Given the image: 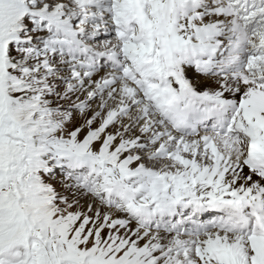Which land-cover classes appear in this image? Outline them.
I'll use <instances>...</instances> for the list:
<instances>
[{
  "label": "bare ground",
  "instance_id": "bare-ground-1",
  "mask_svg": "<svg viewBox=\"0 0 264 264\" xmlns=\"http://www.w3.org/2000/svg\"><path fill=\"white\" fill-rule=\"evenodd\" d=\"M41 1L34 0L32 3L39 4ZM47 1L53 7L59 0ZM164 2L171 4L172 17L170 20L176 22L175 24L173 21L169 23L174 24L170 29L164 23L165 27L156 25L155 31L149 35V38L153 41L156 50L163 45L164 38L169 40V44L164 47L166 58L159 61L166 70V76L170 74L175 80L187 77L198 90L218 95L228 101L238 99L246 103L251 102L246 109L252 115L264 119V99H262L264 90L261 88L263 82L258 80L260 73L254 69L250 68L245 73L212 75L211 72L209 75H202L188 69L187 66H182L177 75L170 64L180 54L172 43L173 37L179 36L181 42L185 44L192 43L195 56L202 61L209 55L215 58L216 53L223 47L221 43L225 41L224 44H226V40L239 29L241 23L233 15L219 13L217 0H188L185 6L182 5V0H64L60 9L70 10L74 16L82 15L80 17L85 21L94 20L95 26L104 23L103 28H107L110 23H114L115 29H113L116 30L119 26H133H130V18L126 11L137 4L144 17L139 18L143 20L137 22V36L132 37V40L136 42L137 37L140 38L145 32L147 24L155 22V14L162 9L161 5ZM4 7H7V4L4 1L0 2V17L6 15ZM77 8L81 10L87 8L88 12L81 14V10ZM17 10L21 15L15 22L20 25L26 18L22 14L25 9L17 7ZM51 10L52 12L57 11L55 8ZM88 14L89 16H86ZM165 16L166 14L164 18ZM258 17L263 18L264 22V8L258 12ZM157 18L159 20V17ZM181 21V25H178ZM263 27L262 25L261 28ZM90 33L88 36L92 35ZM79 49L81 53L74 56L73 60H62L61 69L57 73L60 77L59 83L64 80L71 90L79 92L81 100L87 101L91 115L100 114V119L97 121L98 129L89 131V123L85 130L89 132L85 140L88 151L100 153L115 163H125L126 167L134 168L139 162H143L154 171H157L159 167L164 169V166L154 165L161 159V155H166V159L163 160L166 167H174L172 174L176 178L173 181L181 185L186 194L185 199L180 201L175 195L167 197L168 201L159 197L153 198L154 205L165 206L169 213L166 219L173 218L172 210L177 207L183 209L182 205L187 201L195 203L197 198L202 200L213 198L212 188L205 189L207 185H198L206 176L208 180L219 179L215 183L221 191L228 189L227 191L237 194L250 192L255 195L261 194L264 197V182L253 172L247 170L234 152L223 151L218 143L209 142L204 135L185 137L178 134L152 110L146 102L147 97L143 98L136 89L140 85L139 80H136L139 74H143L144 80H148L146 76L150 73L149 66H141V68L138 66L141 72H137L135 71L137 68L132 70L131 65H126L122 74L119 75L110 72L113 66L106 68L104 63L98 66L87 61V57L94 55L90 53V49L83 45H80ZM93 52L99 53L96 50ZM158 53L161 51L158 50ZM262 59L257 58L259 61ZM51 60L54 58L52 57ZM261 68L264 69L263 64ZM171 84L174 82L166 80V88H170ZM172 93L175 94L174 90ZM153 101L155 103V100ZM155 109L157 110L156 105ZM84 133L83 131V136ZM134 154L136 156H133ZM92 162L97 163L91 159L90 163ZM74 166H76L75 170L80 172L78 168L81 163L76 160ZM62 186L80 198L77 200L79 203L77 220L80 222L79 225L84 224L95 238L100 239L105 236L113 225L112 229L115 228V232L121 233L123 240L121 245L124 246L123 252L127 255L121 262L115 264H200L199 260L202 256L208 252H214L215 248L220 245L222 247L233 246L243 256L253 255L245 239L237 234L209 231L197 240L169 232L165 228L153 230L146 226H138L131 218L132 215L130 217L120 209L104 204L97 195L90 193L79 184L66 180ZM76 195L73 197L75 198ZM208 202L205 201L204 206H210L211 203ZM158 212L165 216L161 209ZM146 217L149 215L147 214ZM146 221L150 220L146 219ZM12 246L13 244H10L6 252H9ZM35 247L37 248L36 253L33 254L31 260H24V264H49V258L40 249L39 244ZM3 258L7 259L8 256H3Z\"/></svg>",
  "mask_w": 264,
  "mask_h": 264
},
{
  "label": "rangeland",
  "instance_id": "rangeland-1",
  "mask_svg": "<svg viewBox=\"0 0 264 264\" xmlns=\"http://www.w3.org/2000/svg\"><path fill=\"white\" fill-rule=\"evenodd\" d=\"M8 6L4 7L5 20H0V62L7 61L5 63L10 65L9 62L16 59L19 63H24L23 66L14 70L19 75L20 81L24 80V75L31 74L28 82L26 81L27 89L22 86L19 91L11 96L1 95L0 97V108L11 106L15 109L17 118H19V120H16L15 114L11 111L0 117V129L3 133L0 148V168H5L10 149H13L18 157L17 172L14 177L13 175H6L8 183L11 180V184L8 185L7 189L13 184L17 188L18 185L24 186V189L21 188L24 200L18 201L10 208L11 210L15 209L18 216L24 220H26L24 210L33 211V219L38 223L40 229L45 225L47 228L54 230V233L61 240L67 239L68 242L73 243L80 242V245L76 248L81 255L88 256L78 255L83 259L79 257L71 259L64 255L65 251L61 250L60 264H114L121 262L125 256L120 257V255L111 254L106 258L103 257L105 249L116 248L123 242L121 233L115 232V228L112 229L114 225L111 227L110 232L98 239L86 229L84 224L79 225L80 222L77 217L75 219V215L79 211L77 200H80V198L71 190L63 188L64 180L70 178L63 175L62 169L60 170L55 165L58 157L54 151V146L50 143H44L43 145L45 135H41V125H45L43 130L48 129L49 131L52 129L51 126L54 127V130L65 139L68 146L66 147L67 151L72 152L70 150L72 143L82 141L83 131L85 132L84 135L89 133L85 131L89 123L92 128L89 127V131L98 129L99 124L97 121L100 119V114L91 115L89 104L87 101L81 100L79 92L71 90L64 80L59 83L60 77L57 72L61 69L60 65L63 58L58 55L59 47L53 45L57 34L48 30L44 23L40 24L29 18L23 20L22 27L21 24L15 22L19 19L17 17L19 13L10 5ZM4 30H7L8 33H4ZM16 33L20 34L18 38L22 42L16 41L17 36L14 35ZM52 57L54 60H51ZM9 70L5 65L0 67V73H7ZM14 82H17V80H13L9 76L5 79L3 87L11 86ZM32 84L33 86L29 88ZM21 96L24 97L21 98ZM37 110H39V113L36 112ZM44 110L46 111L44 112ZM49 111L50 113L47 115ZM52 116L59 121L55 123V126L45 123ZM22 120L24 122H21ZM23 126L26 127L23 137L16 144V139L20 136ZM87 138L86 136L85 140ZM55 140L59 142L60 138L56 137ZM5 144L12 146L2 150ZM82 144L84 149L85 144L83 142ZM75 149L78 151L77 148ZM160 164H162V161L156 163L157 166ZM30 166L33 169L41 168L44 170L41 174L34 172L35 179L40 178L33 183L37 188V196H33L28 192L24 185L26 183L32 186V178L28 173ZM37 174L40 176H37ZM56 192H58V196L55 198L49 195L50 193L54 195ZM2 195H4V192ZM65 195L66 197H64ZM73 195H76V197L74 198ZM71 215L74 217L72 223L69 221ZM13 224L16 230L17 225L14 221ZM4 225H8V222H4ZM0 233L7 234L10 232L4 229ZM16 239V236H13L11 242Z\"/></svg>",
  "mask_w": 264,
  "mask_h": 264
},
{
  "label": "water",
  "instance_id": "water-1",
  "mask_svg": "<svg viewBox=\"0 0 264 264\" xmlns=\"http://www.w3.org/2000/svg\"><path fill=\"white\" fill-rule=\"evenodd\" d=\"M13 162H14V159H11V160L9 161V165H10L11 163H13ZM17 198H18L17 195L12 194V193H9V199H10L11 202L15 201Z\"/></svg>",
  "mask_w": 264,
  "mask_h": 264
}]
</instances>
